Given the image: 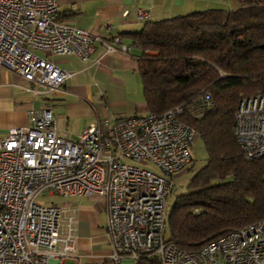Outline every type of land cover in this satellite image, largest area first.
Wrapping results in <instances>:
<instances>
[{
    "label": "built area",
    "instance_id": "2783aa9c",
    "mask_svg": "<svg viewBox=\"0 0 264 264\" xmlns=\"http://www.w3.org/2000/svg\"><path fill=\"white\" fill-rule=\"evenodd\" d=\"M137 17L148 13L138 10ZM97 43L107 54L130 51L119 38L103 42L60 21L56 0H0V67L19 74L34 92H57L71 76L38 52L86 62ZM181 112L119 117L110 129L90 125L75 139L58 132L50 109L28 112L27 127L0 138V264H92L78 253L75 209L36 200L92 195L105 201L110 264L147 257L158 264H264V220L195 250L165 239L172 177L190 165L198 137ZM233 135L246 161L264 158V98L240 101Z\"/></svg>",
    "mask_w": 264,
    "mask_h": 264
},
{
    "label": "trees",
    "instance_id": "16d2710c",
    "mask_svg": "<svg viewBox=\"0 0 264 264\" xmlns=\"http://www.w3.org/2000/svg\"><path fill=\"white\" fill-rule=\"evenodd\" d=\"M131 37L148 113L180 108L207 154L166 217L165 239L195 250L264 220V158L246 161L233 135L240 101L264 98V0L148 21Z\"/></svg>",
    "mask_w": 264,
    "mask_h": 264
},
{
    "label": "crops",
    "instance_id": "0c3cea01",
    "mask_svg": "<svg viewBox=\"0 0 264 264\" xmlns=\"http://www.w3.org/2000/svg\"><path fill=\"white\" fill-rule=\"evenodd\" d=\"M202 1L56 0L60 21L87 30L103 42L119 38L130 51L107 54L103 44L97 43L86 62L72 55H46L44 59L71 74L54 93L34 92V86L19 74L0 67V138L9 129L27 127L28 112L39 114L43 109L52 111L58 132L70 139L90 125L110 129L119 117L147 114L144 99L140 103L138 61L142 52L131 34L148 21L172 18L175 11L181 14L188 5ZM138 10L146 11L148 18L138 19ZM60 206L76 211V245L82 260L109 263L113 250L106 231L104 199L98 195L73 196L65 198ZM65 264L74 262L67 260ZM121 264L133 263L123 258Z\"/></svg>",
    "mask_w": 264,
    "mask_h": 264
},
{
    "label": "rangeland",
    "instance_id": "374dc122",
    "mask_svg": "<svg viewBox=\"0 0 264 264\" xmlns=\"http://www.w3.org/2000/svg\"><path fill=\"white\" fill-rule=\"evenodd\" d=\"M240 5V0H203L201 3L193 2L191 5H188L185 12H182L180 14V11H175L172 15V17L176 16H182L187 15L193 12H202L209 9H237ZM179 8V7H178ZM38 56L42 58H46V54L44 53H37ZM140 103L143 100V96L141 94L142 92V86L140 82ZM146 114H140L139 116H144ZM129 116V115H125ZM190 155L192 158V161L189 166H187L185 169L179 171L172 177V189L169 195L166 198V217L170 214L176 198L185 193L186 187L192 178V176L201 168H203L206 164V158L207 154L204 148V145L202 141L197 137L194 142L191 145L190 148ZM37 203L41 205H49V204H55V205H61L64 203L65 199H60L57 196H54L52 198H46L44 196H39L37 199ZM168 229V226L166 225V230ZM167 232L165 236H167Z\"/></svg>",
    "mask_w": 264,
    "mask_h": 264
}]
</instances>
